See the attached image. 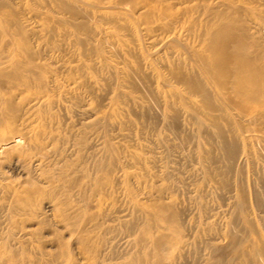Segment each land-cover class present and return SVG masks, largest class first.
I'll return each instance as SVG.
<instances>
[{"label":"bare ground","instance_id":"bare-ground-1","mask_svg":"<svg viewBox=\"0 0 264 264\" xmlns=\"http://www.w3.org/2000/svg\"><path fill=\"white\" fill-rule=\"evenodd\" d=\"M262 5L0 0V264H190L197 228L211 264H264V200L232 178L264 135ZM156 33L160 44H145ZM158 46L176 62H160ZM183 120L207 164L190 176L204 217L190 228L184 171L169 166L189 155ZM205 182L228 191L226 221L208 214ZM124 235L134 250L117 255Z\"/></svg>","mask_w":264,"mask_h":264},{"label":"rangeland","instance_id":"rangeland-1","mask_svg":"<svg viewBox=\"0 0 264 264\" xmlns=\"http://www.w3.org/2000/svg\"><path fill=\"white\" fill-rule=\"evenodd\" d=\"M260 8H262V10H264L263 5H262ZM177 31L180 32L179 28L177 29ZM146 36H147V35L144 36L145 39H146L145 42H147V43H145V44H150V43H151V44H152V43L160 44V43H158V42L161 41L160 39L162 38V35H161L160 33H159V34L156 33V34H155V39H153V40H149V39H148V41H147V37H146ZM159 36H160L161 38H160ZM182 37H183V36H182ZM157 38H158V39H157ZM156 39H157V40H156ZM150 41H151V42H150ZM154 41H155V42H154ZM65 43L67 44L66 41L63 42V44H65ZM161 44H162V43H161ZM160 48H161V49L164 48V49L161 50ZM169 48H170V47H164V46H158V48L156 47V49H155V52H156L155 57H156L160 62H163V63H165V64H167L168 62H169V63H170V62L172 63V61H174L175 58H176L177 56H176L175 54H173L172 49L170 48V49H171V50H170ZM157 49H158V50H157ZM168 49H169L170 51H168ZM159 50H161V52H163V51H164V52L161 54V52H160ZM166 51H167V52H166ZM171 52H172V54H171ZM166 53H167V54H166ZM169 53H170V54H169ZM159 54H160V55H159ZM165 54H166V55H165ZM158 55H159V56H158ZM173 55H174V57H173ZM165 57H168V58H165ZM169 57H170V59H169ZM164 58H165V59H164ZM160 59H161V60H160ZM163 59H164V60H163ZM176 60H177V59H176ZM176 60H175L174 62H176ZM169 89H171V88H169ZM99 93H100L99 95H100V97H101V95H102V93H104V91L101 90V92H100V90H99ZM105 103H107V102H105ZM154 110H155V109H153V112H154ZM154 113L157 114V111L155 110ZM185 121H186V120H185ZM185 121L183 120V122H182L183 125L180 123V124H181V128L183 127L182 129L184 130V134H185V135H188V134H189L188 136L191 138V142H192V143H189V142L186 143V142H184V145H186L187 147H189V148H187V147L185 146V148H186V149H185V153H186V154H189V155H186V156H188V157H187V161H186V160H185V162L182 161V160H181V155L178 154V153H176V152H174V153H175V156H173L174 154L171 155V156H172L171 159L173 158L174 162H170V163H169V166L171 167V164H172V167H173V168H174V167H175V168H179V169L181 168V171H182V170L184 171V172L182 171L183 173H182V176H181V177L183 178V180H185V181H184L185 183L187 182L186 184H188V185H187V186H186V184L184 185V187H186L187 189H186V188L184 189V187H183V190H182V189H179L180 191H179L178 193H181V192H182L181 194L183 195V196H182L183 199H182V197H181L180 194H178V196H179V198L182 199V200H180V199H179V200H180L182 203H184V204L186 203V205L188 206V208H190V210H192V211H189V212H190V213H189L190 215H188L189 217H188V216L186 217V218H188V219H186V220H187V221H188V220L190 221V222H187V221H186V225H188V226H189L188 228H190V225H192V226L197 225V224H196V223L198 222L197 219H198V220H203V218H204V217H202V216L200 215L201 213L198 211L199 209H198V206L196 205L197 202H198V199H197L198 189L196 188V185H195L194 183L191 184V181H192L191 179H192V177H190V176H191L192 174H193V175H198V174H199L198 171H199V169L202 167V165H207V164H205V163L202 164V163L197 159V155H196V152H194V148H195V146H196V143H198V142H197V140H196L195 138H193V134H194V132H193V131H194V126H193V124H192L191 122H188V121L185 122ZM190 123H191V124H190ZM184 124H185V125H184ZM187 124H188V125H187ZM189 124H190V125H189ZM191 125H192V126H191ZM185 126H186V127H185ZM190 126H191V127H190ZM188 127H189V128H188ZM192 127H193V129H192ZM158 129L161 130L160 132H161V134H162V135H161L162 137H165V135H166L167 138H170V135H171V138H170L171 140L176 141V142H178V141L180 142L181 139H179V138H178V140H176V138L174 139V135H173V133H170V134H169V132H168L167 130H164L163 127H162V129H161V127L159 126ZM185 129H186V130L188 129L187 132H186ZM190 129H191V130H190ZM192 130H193V131H192ZM191 131H192V132H191ZM165 132L168 133V135H167ZM190 132H191V134H190ZM255 133H256V134H255ZM257 133H258V137H257ZM254 135H255V136L253 137L254 141H253V139L251 140V142H252L253 145H254V146H252V152H253V157H251L252 159L250 158V159H247V160H246V159H244V160H243V159L240 160V161L238 162V163L240 164V166L237 167V168H238L237 170L234 169L236 172L233 171L232 178H234L235 175H236V177H235L234 179H236V182H238L237 179H239L241 176H243V178L245 177V178H244V182L246 181V182H245V186L248 184V185L246 186L247 190H248V191H250V190L252 191V189H253V190L255 189L257 192L260 191V192L258 193V194L261 193V194L259 195V197H260V198H263V199H261V200H264V194H263V193H264V192H263V189H264V188H263V186H264V169H262V168H264V167H263V165H264V163H263V162H264V160H263V159H264V154H263V153H264V151H263V150H264V135H262L261 133L259 134V132H254ZM260 135H261V136H260ZM148 136H149V137H152L150 134H149ZM259 137H263V138L261 139V138H259ZM172 138H173V139H172ZM256 139H257V140H256ZM259 139H260V141H259ZM192 140H193V141H192ZM261 140H262V141H261ZM144 143H145V142H144ZM185 143H186V144H185ZM261 143H262V144H261ZM188 144H189L190 146H188ZM202 145H203V147H204L205 144H202ZM255 145H256V146H255ZM257 145H258V146L260 145L259 147H260V148L263 147V148L260 149ZM193 146H194V148H193ZM206 146H207V148L209 147L208 145H206ZM157 147H158V146H156V145L154 146V148H155V152H156L155 154H156L157 156L154 154L153 157L155 158V161H158V162H159V163H156V165L159 166V164H160V161H159V160H160V157H161L159 153L161 152V148H157ZM255 147L258 149L257 151H256V148H255ZM191 148H193V149H191ZM157 149H158V150H157ZM254 149H255V150H254ZM259 149H260V150H259ZM191 150H192V151H191ZM159 151H160V152H159ZM186 151H187V152H186ZM262 151H263V152H262ZM188 152H189V153H188ZM257 152H258V153H257ZM185 153H184V154H185ZM255 153H257L256 155H258L257 157H256ZM158 154H159V155H158ZM176 154H178L180 157L177 156ZM194 154H195V155H194ZM260 155H261V156H260ZM176 156H177V157H176ZM189 156H190V157H189ZM254 156H255L256 159H257V160L255 159V161L258 162V163H256V162L254 161V158H255ZM156 157H157L159 160H158ZM174 158H175V159H174ZM192 158H193V159H192ZM189 159H190V160H189ZM191 159H192V162H191ZM197 160H198V162H197ZM250 161H252V162H250ZM253 161H254V162H253ZM181 162L183 163V165H182ZM189 162H190V163H189ZM196 162H197L198 164H199V162H200V164L198 165ZM242 162H243V163H242ZM249 162H250V163H249ZM173 163H174V164H173ZM177 163H178V164H177ZM185 163H186V165H185ZM241 163L243 164V166H242ZM245 163H246V164H245ZM248 163H249V167L247 166ZM261 163H262L263 165H262ZM187 164H189V165H187ZM201 164H202V165H201ZM239 164H238V165H239ZM255 164H259V165H261V166H260L261 169L259 170V169H258V168H259V167H258L259 165L257 166V165H255ZM184 165H185L186 167H184ZM190 165H191V168H190ZM193 165H195L196 167L193 166ZM253 165H254V167H253ZM177 166H178V167H177ZM180 166H181V167H180ZM187 166H188L189 168H187ZM198 166H199V167H198ZM241 166H242V167H241ZM239 167H240V169H239ZM184 168H185V169H184ZM186 168H187L188 170H186ZM248 168H249L250 171H247ZM196 169H197V170H196ZM252 169H253V170H252ZM257 169H258V170H257ZM189 170H190L192 173H191ZM194 170L197 171L198 174H194V172H195ZM242 170H243L244 172H240V171H242ZM251 170H252V171H251ZM254 170H256V171H258V172H255ZM186 171H187V172H186ZM253 171H254L255 173H254ZM234 172H235V173H234ZM238 172H239V173H238ZM262 172H263V173H262ZM236 173H237L238 175H237ZM241 173H242V174H241ZM245 173H246V175H245ZM249 173H250V174H249ZM258 173L260 174V177H259V174H258ZM261 173H262V175H261ZM183 174H184V176H183ZM247 174H248V175H247ZM257 174H258V175H257ZM239 175H240V176H239ZM187 176H188V178H187ZM237 176H238V177H237ZM247 176H248V177H247ZM246 177H247V178H246ZM254 177H255V178H254ZM184 178H185V179H184ZM194 178H195V177H193V179H194ZM200 178H201V176H199V179H200ZM258 178H259L260 180H259ZM247 179H248L249 181H248ZM255 179H256V180H255ZM186 180H187V181H186ZM189 181H190V182H189ZM188 182H189V183H188ZM250 182H252V183H250ZM256 182H257V183H256ZM171 183H172V181H171ZM205 183H206V184H204V186H202V188L204 187V193H205V194H204V200H203V201L205 202L204 204H206V202H207L209 205L206 204V206H209V207H212L211 205H213V207L210 208V209H209V207H208V209H209V213H208V214H210V215H212V214H217L219 217H221V219H222L223 221H224V220L226 221V219L228 218V215H225V214H224V210H226V209L228 208V207H227V205H228V203H229L228 198H227V197L229 196V193H227L228 191L219 190V189H217V188H216V190H217V191H216L215 189H213V188H215V187H214V186H215L214 184H213V187H212V184H211L210 182H205ZM249 183H250V184H249ZM189 184H191L192 187H190ZM193 184H194V185H193ZM233 184H234V183H233ZM252 184H253V185H252ZM260 184H261V185H260ZM206 185H208V186H206ZM209 185H210L211 187H210ZM249 185H250V186H249ZM254 185H255V187H253ZM258 185H259L261 188H260ZM262 185H263V186H262ZM188 186H189V187H188ZM194 186H195V187H194ZM251 186H252V187H251ZM207 187H208V188H207ZM209 187H210V188H209ZM249 187H250V189H249ZM190 188H191V189H190ZM205 188H206L207 190H205ZM251 188H252V189H251ZM192 189H193V190L195 189L196 194H195V192H194ZM209 189H210V190H209ZM186 191H187V192H186ZM190 191H192V192L190 193ZM205 191H206L207 193H206ZM183 192H184V193H183ZM209 192H210L211 194H210ZM187 193L189 194V196H188ZM192 193H193V194H192ZM208 193H209V194H208ZM216 193H217V194H216ZM223 193H225V195H224ZM184 194H185V195H184ZM219 194H220V195H219ZM226 194H227V195H226ZM218 195H219V196H218ZM187 196H188V197H187ZM212 196H213V197H212ZM195 197H196V199H195ZM186 198H188V200H187ZM192 198H193L194 200H193ZM219 198H220V199H219ZM251 198H252V196H251ZM210 199H211L212 201H211ZM213 199H214V200H213ZM216 199H217L218 201H216ZM226 199H227V200H226ZM113 200H114V199H113ZM186 200H187V201H186ZM190 200H191V201H190ZM207 200H209V201H207ZM109 202H110V201H109ZM111 202H112V201H111ZM124 202H125V204H124ZM191 202H193L194 204L191 203ZM195 202H196V203H195ZM210 202H212V203H210ZM215 202H216V203H215ZM220 202H221V203H220ZM227 202H228V203H227ZM118 203H119L120 205H122V203H123L124 210H125V207H126L125 205L127 204V207H126V210H125V211H126V215H127V217H126L125 219L128 220V221H129V220L131 221V220H132V219H131V218H132V212H131V209H130L131 207L128 205V203L126 202L125 198L121 197V201L116 203V205H117L116 207L119 206ZM188 204H189V205H188ZM218 204H219L220 206H219ZM221 204H222V205H221ZM193 205H194V206H193ZM195 205H196L197 210H196V208H195ZM123 206H119V207H122V208H123ZM190 206H191L192 208H191ZM225 206H226V207H225ZM216 207H218V208H216ZM219 207H221V208H219ZM215 208H216V209H215ZM128 209L130 210V212H129ZM212 210H214L215 212L212 211ZM218 210L220 211L219 214H218V212H219ZM127 211H128V212H127ZM195 211H196V212H195ZM216 211H217V212H216ZM253 211H254V212H253V216L256 217L257 220H259V217H257L258 212L255 211L254 208H253ZM193 212H194V214H193ZM130 213H131V214H130ZM195 213H197V214H195ZM128 214H129V215H128ZM194 215H195V216H194ZM197 215H198V216L200 215V217H198ZM222 215H223V216H222ZM224 215H225L226 217H225ZM129 216H131V217H129ZM196 216H197L198 218H197ZM208 216H209V215H208ZM215 217H216V216H215ZM128 218H129V219H128ZM193 218H195V219H193ZM210 219L214 220L213 218H210ZM194 220H196L197 222L194 221ZM208 221H211V220H208ZM194 222H195V223H194ZM114 223H115L116 225H118V222H114ZM187 223H188V224H187ZM202 227H204V226H202ZM197 229H198V228H197ZM197 229H196V231H194L193 233H191V234L193 235V236H191L190 239H189V242L191 241V242H190L191 244H190V245L188 244V245H187L188 247L185 246V248L187 247L186 250H185V254H186V251L188 250V252H187L188 254H186V256H187V258L189 257L188 260H190V261H188V262H189L190 264H205L206 261H208L206 264H211L210 261H209V259L211 260V257L209 256V255H210V251H209V248H208L207 245H206V243H207L208 240L210 239V234L207 233V232H202V229H201V228L198 229V232H197ZM200 230H201V231H200ZM200 232H201L202 234H201ZM194 234H195V235H194ZM206 234H207V235H206ZM202 235H203V236H202ZM200 236H201V237H200ZM206 236H207V237H206ZM197 237H198L199 239H198ZM203 237H204V238H203ZM123 238H125V239H122L121 244L119 245L120 248L116 247V248L114 249V251L116 250V252H118V254L115 252L117 255H119V253H120V255H122V254H124V252H126L127 248H128V249H131V248H132V246L129 247L130 243H127V245H126V243H125V241L127 242L128 240H132L131 237H127V236L124 235ZM194 238H195V239H194ZM201 238H202V239H201ZM206 238H207V239H206ZM208 238H209V239H208ZM191 239H192V240H191ZM193 239H194V240H193ZM123 240H124V241H123ZM195 240H196V241H195ZM198 240L200 241V244L202 243L201 245L199 244V241H198ZM221 240H222V241L219 242V245H224L226 241H224V239H221ZM194 242H195V243L197 242V243L195 244ZM223 243H224V244H223ZM192 244H193V245H192ZM197 244H199V245H197ZM123 245H125V246H123ZM196 245H197L198 248L196 247ZM202 245H203V247H202ZM194 246H195V247H194ZM199 246H200V247H199ZM121 247L123 248V250H122ZM193 247H194L196 250H195ZM124 248H125V249H124ZM192 248H193V250H192ZM222 248H224V247H221V249H220V253L225 252V248H224V249H222ZM119 249H120V250H119ZM189 249H191V250H189ZM200 249H201V251H200ZM202 249H203V251H202ZM118 250H119V251H118ZM132 250H134V247L132 248ZM197 250H198V251H197ZM205 250H206V251H205ZM192 251H193V252H192ZM199 251H200V252H199ZM207 251L209 252V255H208V256H207V254H208ZM121 252H122V253H121ZM194 252H195V254H193ZM197 252H198V253H197ZM203 252H204V253H203ZM196 253H197V254H196ZM199 253H201V254H199ZM202 253H203V254H202ZM204 254H205V255H204ZM189 255H190V256H189ZM191 255H192V256H191ZM194 255H195V256H194ZM201 255H203L204 257H203V256L201 257ZM193 256H194V257H193ZM196 256H197V257H196ZM199 256H200V257H199ZM206 256H207L208 258H207ZM195 258H196V260H198V261H196ZM200 258H201V262H200ZM203 258H205V259H203ZM191 259H192V260L194 259L193 261H195V262H193ZM202 259H203V260H202ZM191 262H192V263H191ZM198 262H199V263H198ZM204 262H205V263H204Z\"/></svg>","mask_w":264,"mask_h":264}]
</instances>
